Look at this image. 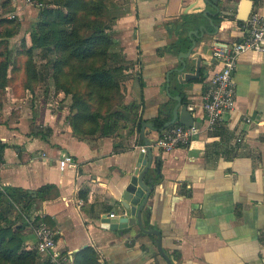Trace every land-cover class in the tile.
I'll return each mask as SVG.
<instances>
[{"label": "crops", "instance_id": "1", "mask_svg": "<svg viewBox=\"0 0 264 264\" xmlns=\"http://www.w3.org/2000/svg\"><path fill=\"white\" fill-rule=\"evenodd\" d=\"M111 1L110 29L133 65L128 83L136 109L116 133L82 138L72 131L65 97L52 93L44 71L31 93L13 91L8 74L0 89L2 192L13 187L31 194L30 207L18 205L17 215L27 223L42 219L75 264H86L85 249L97 264H264V55L239 56L234 109L214 131L203 129L201 110L208 80L218 70L213 45L240 40L243 3L250 15L264 11V0H216L217 11L211 0ZM35 11L24 0H0V21L24 25ZM23 27L10 38L26 34ZM181 53L189 54L183 59ZM176 99L201 130L186 147L151 149L144 177L150 195L140 221L160 236L137 224L123 233L103 229V219L126 215L120 201L139 149L163 131L155 119L165 120L163 126L173 119ZM180 124L179 108L173 125ZM65 156L75 166L61 170ZM21 233L22 246L35 242L28 224Z\"/></svg>", "mask_w": 264, "mask_h": 264}, {"label": "trees", "instance_id": "2", "mask_svg": "<svg viewBox=\"0 0 264 264\" xmlns=\"http://www.w3.org/2000/svg\"><path fill=\"white\" fill-rule=\"evenodd\" d=\"M37 1L54 5L57 8L39 10L37 23L29 32L31 39L30 46H28L27 43L24 45V47L27 48L24 49V54L27 57L25 65L27 64L28 72L34 73L30 55H32L31 53L33 50H40L42 58H46L48 64L54 70L56 85L63 87V85L60 84L63 75L62 67L64 66L65 81V78L69 77L66 70L71 69L74 62H77L78 64L85 61L89 62L92 59H95V57L104 54L106 49L105 46L111 42V39L105 34L104 26H97L94 21L92 28L88 33L84 35L80 34L75 23L79 17V13L88 11L90 5L85 0ZM99 1L103 2L101 0ZM0 23L3 26V31L0 35V38H2L0 40L1 46L4 38H8L15 33L10 31L15 24L14 21L8 20H1ZM4 27L6 30H4ZM52 51L57 53L56 58L53 60L48 54ZM1 56L2 55L0 54V58ZM8 67L9 62L0 60V89H4L8 82L6 78ZM84 71L85 70L81 71V77L86 80L88 87H92V89H95L96 91H101L100 88H108L112 84H116L113 73L105 68L94 69L91 70V72L86 73ZM36 77H34V79L38 78ZM139 85L141 89V83H139ZM73 106L78 108H76V110L73 108L75 111H71L70 126L76 136L82 138L94 135L107 136L116 133L118 131V126L121 125L119 124V119L121 117L114 114V117L110 116L103 119L101 125L98 126L96 120L99 118V115L89 112L84 105H80L77 102L73 104ZM127 121L128 120H124V122ZM164 123L165 120L160 119H155L153 122L157 129L162 128ZM91 124L92 126H89ZM141 124L142 123L138 124V129ZM3 148L4 146L0 145V153ZM43 190H45V188H41L38 191V196H41ZM31 200V194L18 188L6 187L3 189V192H0V204H8L12 202L27 209L30 207L29 201ZM0 218L2 219L1 213ZM41 220L42 219H37L36 221ZM25 223V226L21 224L15 229L10 228L9 226L0 227V264H39L38 255L35 252H29L23 249L21 232L28 224L26 221ZM83 253V257L86 258V264H97L94 259V254L90 249H85Z\"/></svg>", "mask_w": 264, "mask_h": 264}, {"label": "rangeland", "instance_id": "3", "mask_svg": "<svg viewBox=\"0 0 264 264\" xmlns=\"http://www.w3.org/2000/svg\"><path fill=\"white\" fill-rule=\"evenodd\" d=\"M85 1L88 2L90 6L88 7L87 12L79 13V17L77 18V21L75 23L78 31L82 35L88 33L89 30H91L94 21L97 26H104L105 34L111 39V42L105 46V53L95 57V59H92L89 62H80L79 64L77 62H74L71 69L66 70L69 77L65 78V81L63 66L61 83L59 82L63 85V87L56 85L54 70L48 64L47 59L42 58V53L40 52V50H33V52L31 53L32 55H30L34 73L28 72L27 64L25 65L27 57L24 54V49L27 48H25L24 45H26L25 43L28 42L27 45L30 46L31 39L29 32L35 27V24L37 23L39 13L37 9L35 12H33V14L28 13L27 16L28 18H30L29 21L24 23V25L14 22L15 25L10 31L17 33L19 32V29H22V26H24L23 30H27L26 34H21L15 39L14 37H8L2 40V45L0 46V54L2 56L0 60L9 62V67L6 74L11 75L12 77L13 84L9 86L13 91L19 92L20 90L25 89L29 93H31V87L36 89L37 86H40L38 83V79L39 76L42 75V70L45 72V76H47V80L49 85L51 86L52 93L55 96L59 94L62 97H65V99L63 98L65 101L64 105L67 106L70 113L71 111L73 112L76 110V108H78L76 106H73V104L77 102L80 105H84L89 112L99 115V118L96 120L98 126L101 125L103 119H106V117L110 116L114 117V114H117V116L121 117L119 119V124L122 125L123 123H126L124 122V120H129L130 115L133 113L132 111L136 109L131 100V97L129 96L130 83H128V80L130 79L128 77L131 75L130 69L133 65L129 60H127L123 48L120 46L119 41L115 38V32L110 29L112 21L111 19H109V16L111 15L108 9V5L112 7V1ZM35 15H37V20L32 21ZM4 30H6L5 27ZM48 54L52 60L57 56V53L55 51L49 52ZM103 68L113 73L116 84H112L108 88H100L101 91H96L95 89H92V87H88L86 80L80 75L81 71L85 70L84 72L86 73L91 72V70L94 69ZM34 77H36L37 79H34ZM73 108H75V110ZM92 124L89 126H92ZM17 206V204H14L12 202L8 204H0V213L2 215V219L0 218V227L9 226L12 229H15L17 227V224L15 223L16 220H14L18 213ZM17 219V221H19V223H21L22 225L26 224L21 216H18Z\"/></svg>", "mask_w": 264, "mask_h": 264}, {"label": "built area", "instance_id": "4", "mask_svg": "<svg viewBox=\"0 0 264 264\" xmlns=\"http://www.w3.org/2000/svg\"><path fill=\"white\" fill-rule=\"evenodd\" d=\"M24 4L35 9L44 10L57 7L37 0H24ZM9 19H13L10 16ZM244 34L240 40L230 45L214 44L212 56L217 62L218 70L209 78L207 87L202 95L201 110L203 112V129L214 131L223 119V116L234 109L235 82L234 71L238 58L246 52H256L264 55V11L254 10L248 16ZM246 122H250L246 119ZM201 128L185 125H172L164 129L158 137L147 145L140 147V152L145 154L147 149H160L165 152L176 148L186 147L192 138L199 133ZM75 166L70 157H63L60 169ZM0 192L2 187L0 186ZM113 217V215H110ZM28 225L35 236L33 244L23 246L25 251L35 252L41 264H75L73 257L68 252L61 251L57 246L56 232L44 224L30 218ZM100 264H107L99 260Z\"/></svg>", "mask_w": 264, "mask_h": 264}, {"label": "water", "instance_id": "5", "mask_svg": "<svg viewBox=\"0 0 264 264\" xmlns=\"http://www.w3.org/2000/svg\"><path fill=\"white\" fill-rule=\"evenodd\" d=\"M207 1L208 0H204ZM211 6L217 11V6L214 4L216 0H211ZM214 2V3H213ZM250 11V5L248 2H244L242 9L239 13V20L240 21H246L249 15ZM216 29V28H215ZM202 30H205L204 27H202ZM195 46V42H192V46L190 48V51ZM189 51V53H190ZM181 53L180 57L183 59L188 57V54ZM182 65L185 66L184 61L181 60ZM180 71V70H178ZM177 105L174 109L173 113V119L165 124L161 130H164L165 128L169 127L170 125L175 124L177 119V109L180 108V123L185 126H191L192 125V116L191 113L187 110L186 106H181V103L179 99H176ZM144 125L148 128H150L149 123H144ZM144 144L147 145L148 142L144 140ZM153 160L152 157V151L151 149H147V152L145 154L140 155L138 163L136 165L137 168L134 169L132 174L129 177L128 182L123 188L122 197L120 201V205L122 209L126 212L125 216L121 217H110L103 219L101 221L102 228L109 230L111 232H119L123 233V231H126L130 226L137 224L139 229L147 234L156 235L157 237L160 236V234L157 231H145L142 228L141 221H140V212L143 209L149 195H150V189L147 187L146 183L144 182V177L151 165V162ZM143 198V199H142ZM140 204V205H139ZM139 207L137 208V206ZM157 248L161 256L166 259V256L161 250V243L160 240L156 243ZM169 264V262H168Z\"/></svg>", "mask_w": 264, "mask_h": 264}]
</instances>
